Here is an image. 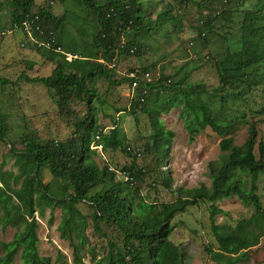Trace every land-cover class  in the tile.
Segmentation results:
<instances>
[{
  "label": "trees",
  "instance_id": "obj_1",
  "mask_svg": "<svg viewBox=\"0 0 264 264\" xmlns=\"http://www.w3.org/2000/svg\"><path fill=\"white\" fill-rule=\"evenodd\" d=\"M75 1L85 5L96 15L97 24L93 25L94 32L90 34L86 29L77 27L82 40H73L65 45L62 41L63 34L65 38L67 36L65 22L63 18L51 13L50 6L33 9L34 0H10L14 6L9 14L10 27L15 23L20 24L28 17L38 16L45 37L54 36L52 46L46 48L37 46L22 33L25 35L24 43L41 51L44 57L55 62V66L49 75L30 77L22 72L17 80L24 79L29 83L44 85L52 101L64 114L68 111V103L73 99L87 100L88 110L75 119V130L66 140L42 139L34 135L24 140L22 149H11L16 171L0 170V229L11 226L16 231L11 240L0 242V264H11L18 251L20 264H49L50 257L38 253L35 213L43 216L46 207L52 211L56 206L62 211L58 225L60 236L68 239L73 246L74 262L82 264L78 252L87 241L85 230L88 222L85 214L77 207L81 201L90 202L94 208L91 217L95 231H100L99 222L105 220L124 234L125 253L120 250L115 254L108 252L106 263L99 261L98 264H185V252L169 237L174 227L170 220L176 213L185 211L189 205H197L199 201L211 203L210 230L217 247L209 245L205 248L210 260L217 264H238L264 236V209L257 192L259 176L264 175V143H258L257 158L254 153L256 122L250 121L248 124L242 148L232 146L226 138L219 141L220 151L225 153L224 161L219 166L213 162L208 163L209 186L202 183L192 188H178L176 198L169 202L145 200L135 185V181L143 174L140 168L125 167L123 171L128 174H118L117 178L116 170L99 168L92 159L96 150L91 148V143L95 139L98 142L95 145H100L103 149H116L123 142L116 138V128L103 132V128L97 123L95 103L99 101V96L90 83L100 76L105 77L109 85L117 83L118 79H112L117 74L116 68L120 71L117 62L116 68L112 69L99 60L116 61L120 56L138 55L143 38L151 37L152 32L162 27L168 19L174 21L176 18L170 10L162 9L163 6H159L158 11L149 17L147 5L156 6L152 0H107L104 4L99 0ZM230 1L218 0L219 6L214 8L213 13L201 16L202 19L195 26V37L206 40V34L215 30L217 20L227 19L228 12H223V8ZM255 2V9L244 11L240 22V36L235 40L237 42L245 40L244 34L247 32H264V0ZM207 12L206 9L205 13ZM145 21L153 22L146 24ZM34 35L43 37L38 32ZM88 35L91 42L84 39ZM58 46L62 51L56 50ZM261 49H264V39L258 42L256 48L257 51ZM66 53L72 57L68 59ZM215 65L222 87L231 88L239 84L250 87V84L260 82L248 75L242 50L226 52ZM138 68L142 72L152 73L147 66L139 65ZM124 80L130 83L132 79L125 77ZM137 81V91L130 98V102H133L131 113H135L137 104H142L140 111L149 115L152 138L160 159L167 156L173 132L165 128L159 114L167 112L171 107L180 106V115L190 141L206 126L219 136L229 132L231 124L219 121L221 111L215 108L212 98L208 95L205 97L208 92L204 87L198 89L194 83L183 79L171 84L167 76H153L151 81ZM0 82L8 83L10 80L0 77ZM213 91L216 94L217 89ZM148 101L152 103L151 106H147ZM223 107L224 105H219L220 110ZM0 138H5V120L1 112ZM160 163L163 165L161 160ZM43 169L51 174V182L45 183L41 179ZM59 179L67 181L69 187L61 186ZM164 184L169 186L168 180ZM91 189H94L93 194L90 193ZM233 196L244 205L251 206L253 213L238 219L234 226L216 223L214 215L224 212L215 202ZM110 246L113 247V244Z\"/></svg>",
  "mask_w": 264,
  "mask_h": 264
},
{
  "label": "rangeland",
  "instance_id": "obj_2",
  "mask_svg": "<svg viewBox=\"0 0 264 264\" xmlns=\"http://www.w3.org/2000/svg\"><path fill=\"white\" fill-rule=\"evenodd\" d=\"M34 1L33 9L50 6L53 15L63 18L67 33L66 38L64 34L62 36L65 45L73 40H82L77 27L86 29L89 34L94 32L93 25L97 24V17L85 5L78 4L75 0ZM99 1L102 4L107 2ZM255 1L231 0L223 8V12H228L227 19L217 20L215 30L206 34V40L195 37V26L202 19L201 16L214 12V8L219 6L218 0H158L157 3L152 0L156 6L147 5L149 17L158 11L159 6H163L162 9L170 10L176 20L168 19L162 27L152 32L151 37H142L141 41L144 42L140 45L138 55L116 58L120 71L116 68L117 74L112 79H118L117 83L109 85L103 76L90 83L99 96V101L95 103L97 123L103 128V132L116 128L115 136L123 142L116 149H103L100 145H95L98 143L96 139L91 143V148L96 150L92 159L99 168L107 167L108 170L112 168L118 171L117 178L119 173L128 174L123 171L125 167L140 168L143 174L135 181L139 194L148 202L160 203L175 199L178 188H192L202 183L209 186L208 163L213 162L219 166L224 161L225 153L220 151L219 141L226 138L232 146L242 148L250 121L256 122L254 153L259 157L258 143H264V49L257 51L256 48L258 42L264 39V32H247L244 34L245 40L235 41L240 36V22L244 11L255 9ZM203 8L208 12L205 13L206 9ZM13 9L10 0H0V77L10 80L8 83L0 82V112L5 120V138H0V170L3 171H16L11 149H22L27 137L35 135L42 139L64 141L75 130V119L88 110L87 100L73 99L68 103V111L64 114L52 101L44 85L29 83L24 79L17 80L22 72L30 77L49 75L55 62L48 60L31 44L24 43L23 32H7L10 27L9 14ZM152 22L145 21L146 24ZM84 39L91 42L89 35ZM240 50L247 64L248 75L260 82L250 84V87L242 84L231 88L220 86L216 61L221 60L226 52ZM139 65L149 67L152 78L167 76L171 84L183 79L194 83L198 89L204 87L208 92L205 97L208 95L212 98L215 108L221 111L219 121L231 124L229 132L219 136L206 126L190 141L180 115V106L171 107L167 112L159 114L165 128L173 132L167 156L160 159L154 146L149 115L140 111L142 104H137L135 113H131L133 102H130L127 95L130 87L129 82L124 80L123 72ZM215 88L216 94L213 91ZM151 104L148 101L147 106ZM221 104L224 107L220 110ZM41 177L45 183L53 180L47 169L41 170ZM167 180L169 186L166 187L164 182ZM58 183L69 187L65 180L59 179ZM18 185L19 183L16 184ZM257 192L264 209L263 174L259 176ZM90 193L93 194L94 189ZM210 204L208 201H199L197 205H189L185 211L176 213L170 220L174 227L169 237L185 252V264H217L210 260L205 250L209 245L217 247L210 230ZM215 205L224 212L214 215L215 222L231 226L254 211L235 196L222 198ZM77 207L85 214L88 222L85 230L87 241L78 252L82 264H98L99 261L106 263L108 252L115 254L120 250L125 253L124 234L119 228L102 220L99 222L100 231L97 232L92 226L94 208L90 202L81 201ZM50 211L46 207L43 216L35 213L38 253L50 257L49 264H76L73 260V246L68 239L60 236L58 225L62 216L61 208L56 206L51 211V221ZM15 231L11 226L0 229V242L11 240ZM11 264H20L19 251ZM238 264H264V236Z\"/></svg>",
  "mask_w": 264,
  "mask_h": 264
},
{
  "label": "built area",
  "instance_id": "obj_3",
  "mask_svg": "<svg viewBox=\"0 0 264 264\" xmlns=\"http://www.w3.org/2000/svg\"><path fill=\"white\" fill-rule=\"evenodd\" d=\"M14 30H19L24 32L27 37L29 38L30 41H32L34 44H36L37 46H44L46 48H50L54 42V36H48L45 37V33L43 30L42 25L38 22V16L35 17H28L24 20L21 21L20 24H13L11 27H9V29L7 30V32H13ZM35 32L40 33L41 35H43L42 38L40 37H36L34 35ZM2 32H0L1 34ZM23 45V43H22ZM57 51H62L61 47H56ZM67 54V58L70 59L72 57V55ZM74 57H76V55H74ZM102 61L103 64H105L108 68H116V61L115 60H110V61H104L103 59H100ZM123 75L127 78L132 79L131 82L129 83V87L130 90L127 93L128 97H134L136 91H137V87L139 86V82L137 81V79L140 80H147V81H151L152 76L149 72H142V70H140L138 68V66H133L130 70H128L127 72H123ZM145 92V90H144ZM141 100H143L142 98H140ZM110 170H113L110 168ZM118 172V171H117ZM120 175V173H119Z\"/></svg>",
  "mask_w": 264,
  "mask_h": 264
},
{
  "label": "clouds",
  "instance_id": "obj_4",
  "mask_svg": "<svg viewBox=\"0 0 264 264\" xmlns=\"http://www.w3.org/2000/svg\"><path fill=\"white\" fill-rule=\"evenodd\" d=\"M130 70V69H129Z\"/></svg>",
  "mask_w": 264,
  "mask_h": 264
}]
</instances>
